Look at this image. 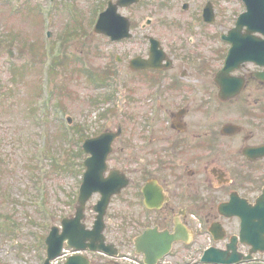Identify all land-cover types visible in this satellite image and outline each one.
Here are the masks:
<instances>
[{"label": "flooded vegetation", "instance_id": "1", "mask_svg": "<svg viewBox=\"0 0 264 264\" xmlns=\"http://www.w3.org/2000/svg\"><path fill=\"white\" fill-rule=\"evenodd\" d=\"M216 6V0L209 4L203 0L195 18L169 22L167 36L154 33L153 69L133 71L130 60L116 58L123 69L150 82L144 84L151 91V110L149 117L142 99L126 100L129 117H120L115 129L91 138L102 133L108 136L105 147L111 146L112 154L105 176L111 185L122 176L130 178L129 187L112 198L106 216V246L119 255L115 260L108 258L110 264H120L117 261L126 252L136 253L137 240L147 229H153L154 239H161L160 245H164L168 238L162 237L174 234L179 224L190 230L192 239L180 231V241L173 243L171 254L178 247L201 254L211 246L226 249L232 237L240 233L239 213L254 209L264 195V64L250 60L251 39L257 38V44L263 46L264 35L252 32L248 37V26H243L230 36L242 12L223 29ZM186 7L191 6L186 3ZM206 8L214 11L213 22L204 20ZM170 27L178 33L171 36ZM157 28L164 31L162 26L154 30ZM231 48L237 56L227 69ZM149 119L151 134L147 137L143 128ZM137 140H145L148 147L143 142L144 147H137ZM143 153L151 157L149 166L141 157ZM136 176L144 180L139 182ZM146 187L148 200L143 194ZM100 198L93 197L96 202ZM225 204H231L234 216L221 212ZM114 216L121 220L118 235L109 227ZM95 219L92 207L86 212L88 229ZM220 227L224 232H217V237L226 238L221 242L209 235L210 229ZM238 247L246 254L251 250L242 243ZM65 249L68 252L61 264L76 254L67 246ZM86 253L95 264H108L103 255ZM198 262L195 259L193 264Z\"/></svg>", "mask_w": 264, "mask_h": 264}, {"label": "rangeland", "instance_id": "2", "mask_svg": "<svg viewBox=\"0 0 264 264\" xmlns=\"http://www.w3.org/2000/svg\"><path fill=\"white\" fill-rule=\"evenodd\" d=\"M105 1L0 0V264H43L44 240L51 227L74 212L85 160L79 152V138L115 129L120 117L130 115L125 101L136 97L143 100L150 117L151 91L144 84L150 82L123 69L116 57L127 62L147 55L146 35L167 36L169 22L195 18L203 2L141 0L121 9L132 20L134 36L113 43L93 33L94 16L107 7ZM216 2L220 26L227 29L242 7L238 0ZM185 3L191 7L184 10ZM157 26L164 31L154 30ZM47 32L52 34L50 42ZM169 33L178 32L170 27ZM58 42L62 53L51 77L48 68L60 53ZM118 67L122 69L118 71ZM92 70L97 74L95 83ZM137 85L144 87L137 89ZM109 95L115 98L109 100ZM59 104L65 114L57 111ZM65 115L72 120L70 127ZM144 126L148 137L150 119ZM142 142L148 147L145 140H137L136 146L144 147ZM141 157L149 166V154ZM95 202L93 199L90 206ZM112 219L110 229L118 235L121 220ZM175 251L166 260L169 264H183L187 257L198 254L195 249L185 252L178 247Z\"/></svg>", "mask_w": 264, "mask_h": 264}, {"label": "water", "instance_id": "3", "mask_svg": "<svg viewBox=\"0 0 264 264\" xmlns=\"http://www.w3.org/2000/svg\"><path fill=\"white\" fill-rule=\"evenodd\" d=\"M139 0H120L118 4L110 3L108 9L100 15L99 21L95 28V33L99 35H106L112 38L113 41H120L124 38H130L131 34L129 33L130 30V21L129 19L122 17L118 13L119 7H126L129 6L132 3L138 2ZM248 4L251 8V10L256 12L255 4L256 0H247ZM249 14H251V11L249 10ZM249 14H244L242 18H247ZM261 32H264V30H260ZM153 42V51L151 53V57L149 60H143L141 58H138L132 62V67L134 69H153L154 68V40ZM232 53V52H231ZM107 135H103L100 138L92 141H87L85 145L86 152L92 153L94 155L93 159H88L85 163L87 167V172L84 177V183L81 188V194L79 198V209L77 218L66 222L65 225V234L64 236L60 237L58 235V230L54 229L51 233L50 237L47 239V245H48V260L46 264H50V261L58 257L62 250V244L63 241L70 237L71 235L75 234V232L79 231L80 225V219L82 218V212L85 209V204L89 197L91 196V193L93 191L99 190L98 185L102 189L105 181H103L100 177L101 171L98 170V168L103 169L104 163L106 160V157L109 153L108 151L98 152L97 148L103 147L106 143ZM99 145V146H98ZM110 199V195H104L103 200L99 203L98 211L100 213V218L103 217L108 202ZM264 204V199H262L259 208H262V205ZM246 223L243 224V232H242V240L252 243V239L254 238L255 241H258L261 239V234L257 233L255 230H253L251 223L248 219L245 221ZM258 224L262 227V232H264V219H259L255 223V226ZM98 234L101 232V228L97 227ZM250 237L252 238L250 240ZM71 239V238H70ZM172 238L170 237L168 246L172 242ZM236 242L237 240H233V246H230L232 249V253L229 252H223L218 249H210L208 252H206L204 261L210 262V263H217V264H234L237 261L240 260L241 255L236 250ZM71 246H75V243L69 242ZM255 251L258 249L254 248ZM260 250L264 251V247H261ZM149 253V252H148ZM150 253L148 254L149 257ZM68 264H88L87 261H84V259L75 258L74 260H70Z\"/></svg>", "mask_w": 264, "mask_h": 264}]
</instances>
